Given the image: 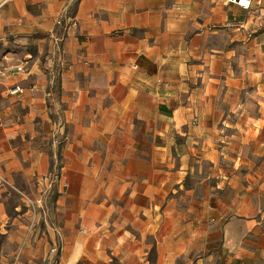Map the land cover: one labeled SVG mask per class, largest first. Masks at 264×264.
Returning a JSON list of instances; mask_svg holds the SVG:
<instances>
[{
  "label": "crops",
  "instance_id": "1",
  "mask_svg": "<svg viewBox=\"0 0 264 264\" xmlns=\"http://www.w3.org/2000/svg\"><path fill=\"white\" fill-rule=\"evenodd\" d=\"M242 1L0 0V264H264Z\"/></svg>",
  "mask_w": 264,
  "mask_h": 264
},
{
  "label": "built area",
  "instance_id": "2",
  "mask_svg": "<svg viewBox=\"0 0 264 264\" xmlns=\"http://www.w3.org/2000/svg\"><path fill=\"white\" fill-rule=\"evenodd\" d=\"M228 1H231V0H228ZM240 3L242 5H244L245 8H249V6H250V2L249 1L245 2V1H242L241 0ZM57 24L60 25L61 24V20H58L57 21ZM16 70L19 71V72H22L23 71V68L22 67H17ZM20 92H21V89L19 87H15L14 89H11L9 91L10 94H16V93H20ZM1 185H9V183H8V181L5 178H3V177L0 176V186ZM28 203L31 205V207H34L33 210H36V208H37L36 206H38L37 205V202H33L32 200L29 199L28 200ZM51 251L53 253H57V251H59V250L56 249V248H53Z\"/></svg>",
  "mask_w": 264,
  "mask_h": 264
}]
</instances>
